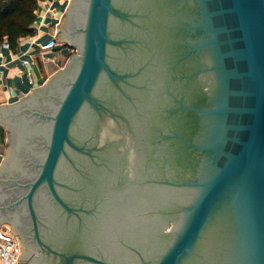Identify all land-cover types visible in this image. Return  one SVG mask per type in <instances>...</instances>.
<instances>
[{
	"label": "water",
	"instance_id": "1",
	"mask_svg": "<svg viewBox=\"0 0 264 264\" xmlns=\"http://www.w3.org/2000/svg\"><path fill=\"white\" fill-rule=\"evenodd\" d=\"M138 4L136 0H71L63 14L64 28L58 23L59 30L67 33H58L57 38L64 46L74 40L76 53L68 55L64 66L43 83L0 106L1 112L50 94L57 77L74 64L47 114L43 158L37 175L25 184L28 205L31 208L35 190L45 182L54 199L73 210L59 195L53 176L66 146L88 151L84 141L72 136L73 125L87 109L97 112L101 120L115 119L105 99L95 93L97 82L104 76L121 90L125 77L137 73L109 61L113 46L135 43V36L129 41L114 35L113 21L126 19L139 26L136 21L143 18L144 35H149L145 44L152 45L149 60L159 44L152 36L153 27L161 22L166 47L180 54L175 58L197 64L191 74L198 78L192 83L197 96L189 108L196 119L190 139L181 137L197 159L193 175L177 183L188 190L175 195L178 215L172 238L159 243L143 264H264V0H144ZM73 25L75 34H71ZM142 68L145 65L135 67ZM201 73L207 75L202 83ZM105 132L101 128L102 137ZM10 141L0 170L13 156V135ZM76 257L110 264L82 251L65 256L63 264H72Z\"/></svg>",
	"mask_w": 264,
	"mask_h": 264
},
{
	"label": "flooded vegetation",
	"instance_id": "2",
	"mask_svg": "<svg viewBox=\"0 0 264 264\" xmlns=\"http://www.w3.org/2000/svg\"><path fill=\"white\" fill-rule=\"evenodd\" d=\"M136 2L143 5L144 0ZM136 22L139 26L126 19L113 21V34L129 41L135 36V43L113 46L108 57L114 67L137 73L125 77L122 91L104 76L95 88L115 119L101 120L97 112L85 110L72 136L84 141L88 151L66 146L57 162L55 187L71 212L54 199L45 182L35 190L30 208L25 184L38 173L48 140L47 114L74 64L57 77L50 94L0 112L6 134L1 160L11 146V135L16 140L10 162L0 170V224L19 242L18 264H63L65 256L81 251L110 264H143L159 243L173 236L175 195L188 190L177 183L193 175L197 159L181 139H190L196 119L189 108L197 96L192 83L198 78L191 76L197 64L175 58L180 54L166 47L161 22L153 27L159 44L149 60L152 45L145 44V23L143 18ZM70 28L75 34L76 26ZM60 29V35L67 33ZM73 42L67 41L68 51ZM142 65L145 69H135ZM200 75L201 83L207 81L205 73ZM101 128L106 130L104 137ZM72 264L97 263L76 257Z\"/></svg>",
	"mask_w": 264,
	"mask_h": 264
},
{
	"label": "crops",
	"instance_id": "3",
	"mask_svg": "<svg viewBox=\"0 0 264 264\" xmlns=\"http://www.w3.org/2000/svg\"><path fill=\"white\" fill-rule=\"evenodd\" d=\"M50 7L57 12L65 8L62 0H52ZM53 21L46 16L39 26V34L33 32L21 37L13 47L0 42V106L16 101L64 64L69 52L64 44L50 51H40L35 43L49 38L53 32L58 34L59 26L53 27ZM23 58L29 62L24 64ZM4 149L5 135L0 123V151L3 153Z\"/></svg>",
	"mask_w": 264,
	"mask_h": 264
},
{
	"label": "built area",
	"instance_id": "4",
	"mask_svg": "<svg viewBox=\"0 0 264 264\" xmlns=\"http://www.w3.org/2000/svg\"><path fill=\"white\" fill-rule=\"evenodd\" d=\"M52 0H39L38 10L35 16V20L32 23L33 31L35 34H39V26L42 24L44 18L49 16L54 21L52 22L53 27L59 26L61 23L64 11L67 4L71 0H62L64 2V10L57 12L50 7V2ZM3 44L8 45L6 40L2 41ZM40 51H50L63 43L57 38L56 32H53L49 38L35 42ZM22 62L27 64L29 61L27 58H23ZM1 81V76H0ZM3 156L2 151H0V161ZM19 261V242L2 226H0V264H18Z\"/></svg>",
	"mask_w": 264,
	"mask_h": 264
},
{
	"label": "trees",
	"instance_id": "5",
	"mask_svg": "<svg viewBox=\"0 0 264 264\" xmlns=\"http://www.w3.org/2000/svg\"><path fill=\"white\" fill-rule=\"evenodd\" d=\"M39 0H0V42L13 47L19 38L32 35Z\"/></svg>",
	"mask_w": 264,
	"mask_h": 264
},
{
	"label": "rangeland",
	"instance_id": "6",
	"mask_svg": "<svg viewBox=\"0 0 264 264\" xmlns=\"http://www.w3.org/2000/svg\"><path fill=\"white\" fill-rule=\"evenodd\" d=\"M69 53H73V54L76 53V49H75V48L71 49V50L68 52L67 56L69 55ZM67 56H66V59H65V60H67ZM58 69H59V68H57V70H58ZM57 70H55L54 72H52V74L55 73ZM50 75H51V74H50ZM50 75H49V76H50ZM49 76H48V77H49ZM4 132H5V131H4ZM4 135H5V134H4ZM0 226H2L6 231L9 232V230L7 229V227L4 226L3 224H0Z\"/></svg>",
	"mask_w": 264,
	"mask_h": 264
}]
</instances>
